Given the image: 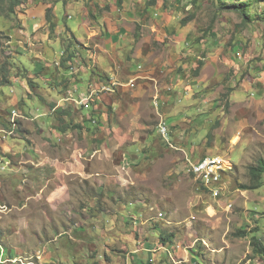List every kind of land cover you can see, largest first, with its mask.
Listing matches in <instances>:
<instances>
[{
	"label": "rangeland",
	"instance_id": "1",
	"mask_svg": "<svg viewBox=\"0 0 264 264\" xmlns=\"http://www.w3.org/2000/svg\"><path fill=\"white\" fill-rule=\"evenodd\" d=\"M19 4L0 0V264H264V175L241 188L264 160V1L240 8L251 22L217 0ZM82 48L146 68L78 92ZM170 77L193 91L194 129L163 120ZM142 78L154 97L131 96ZM206 155L232 165L218 199L187 170Z\"/></svg>",
	"mask_w": 264,
	"mask_h": 264
},
{
	"label": "crops",
	"instance_id": "2",
	"mask_svg": "<svg viewBox=\"0 0 264 264\" xmlns=\"http://www.w3.org/2000/svg\"><path fill=\"white\" fill-rule=\"evenodd\" d=\"M71 34H73V33L71 32ZM113 37H115V35L111 34V37H109V38H113ZM108 40L109 39H107V43L105 46H109L110 49H113V46H114V51L119 49L117 47V42H113L111 39H110L111 41H108ZM98 48H100V47L98 46ZM81 50L84 53V56L91 57V65H88V62H86V60L84 59V56H82L83 65H80L79 70L81 73L78 76V79L81 80V82H79L76 86H74V88L76 87L78 92H82V91L87 92L89 89H93L94 86L97 88L98 83L96 84L95 82L98 79L99 80L104 79L105 81H103V82L109 83L108 85H112V84H114L113 82H115L114 80L119 81L120 77L122 78V76H126L129 79L130 73H132L133 70H137L138 66L142 65L143 67L146 68V66H145L146 61H144L145 56H142V55H139L137 58H134V62L131 65L124 66L125 71L123 72L122 69L120 68V65L117 64V60L113 59V61H112L110 55L106 54L107 53L106 50L103 49L101 52H103L104 54L100 52L101 54H99V56H97L98 57V59H96L97 63H95L93 58H92V54L94 53L93 50H88L87 48H82ZM175 50H177V49H175ZM191 54L190 53H184V56H186L185 58L187 59L188 56H191ZM179 58H180L179 55L175 56V61L179 62ZM118 60H121V59H118ZM168 63L172 64L174 62L171 59ZM175 67H177V65L174 66V68ZM174 68L173 67L166 68L165 62L162 63L161 66L159 67L160 74H162L163 71H165V69H167L165 74L162 76V78L163 77H169L171 72L174 71ZM125 73H126V75H125ZM160 74L157 75V73H156V76L158 77V76H160ZM85 77H87V79H86V81L84 80L85 81L84 82L83 79ZM170 78L172 80H170L168 83H171V85L173 86V88L177 92H176V94L169 96L168 91H165V89L159 90V94L162 95L159 97V108H160V111L163 115V116L162 115L161 116L163 117V120L165 121V123L169 127H176V126L180 125L181 123H187V124L193 123L191 125V128L194 129L193 125H194L196 120L194 121L193 117L188 116L189 112H190V114L193 112V109L191 110V107L194 105V102H195V100L193 99V96H192L193 91L189 87H186L185 85H183L182 84L183 80L180 79L179 77L176 80L173 79L174 77H170ZM147 80L148 79L142 78V79H140V81H138L137 88L135 90H133L132 94H131V96L134 99L141 98V97H145V98L150 99V98L154 97L156 90H153L151 92L146 91L147 88L149 87V84H150ZM165 82H167V81H165ZM120 83H122V82H120ZM189 83H191V82H189ZM187 88L189 89V91ZM118 89H119V87H116L114 91H116ZM126 90H128L127 87H123L121 89L122 92H126ZM186 90L188 91V93L185 92ZM106 94H108V95H106V97L112 98L111 94H115V93H106ZM163 97H166V100H163L164 99ZM174 97L177 99L176 103H180V105H177L176 103L174 104ZM183 99H188V101L191 102L192 104L185 107L183 105ZM138 104H139L138 102H135V104H133L134 111L136 110ZM115 105H116V102H115ZM194 110L197 111V108H194ZM180 112L182 114L181 118L179 116ZM204 116L206 117V115H204ZM205 119H204V121H205ZM202 122H200V123H202ZM61 129L62 128L59 127V131H61V132L65 131V129L64 130H61Z\"/></svg>",
	"mask_w": 264,
	"mask_h": 264
},
{
	"label": "built area",
	"instance_id": "3",
	"mask_svg": "<svg viewBox=\"0 0 264 264\" xmlns=\"http://www.w3.org/2000/svg\"><path fill=\"white\" fill-rule=\"evenodd\" d=\"M101 89L107 91L110 90L105 85H103ZM158 129L162 139L169 143V128L167 127V125L164 122H160V124L158 125ZM187 162L188 172L196 177L200 186L203 187L212 198H220L223 189H225V171L232 169L231 163L220 155H206L201 157L197 161L187 160ZM226 207L230 209L232 207L231 203L227 204Z\"/></svg>",
	"mask_w": 264,
	"mask_h": 264
},
{
	"label": "trees",
	"instance_id": "4",
	"mask_svg": "<svg viewBox=\"0 0 264 264\" xmlns=\"http://www.w3.org/2000/svg\"><path fill=\"white\" fill-rule=\"evenodd\" d=\"M217 1L221 3L220 8L222 10H225V9L229 10V9L233 8V9H235V11L240 12L243 15L244 19H246L248 22L252 21V18L248 14L244 13V11L241 10L240 8H242L244 6H249L251 4V2H254L255 0H228L231 2L230 4H228L226 2V0H217ZM259 1H264V0H259ZM15 2L17 4H19V0H15ZM151 2L153 3V2H155V0H151ZM50 16L52 17V14L51 15L47 14L48 18ZM257 18L262 19V21L264 22V11L262 12L261 15H258ZM54 26L55 25H52V30L54 29ZM61 128H62L61 130L65 129V127H61ZM263 175H264V160H259L256 166H251L249 169V183L247 185L241 186V188L244 190L259 189L263 185ZM239 234H240V236L245 235V233H243V232L239 233ZM172 237H173V234H166L163 236L160 235V241L162 243H166V242L170 241ZM251 242H252V246H255L257 252H259V251L263 252L264 245H263V243L260 242V240L257 237L252 236Z\"/></svg>",
	"mask_w": 264,
	"mask_h": 264
}]
</instances>
